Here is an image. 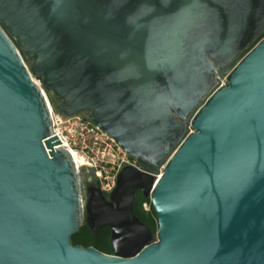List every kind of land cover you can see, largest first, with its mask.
<instances>
[{
  "label": "water",
  "instance_id": "95a60500",
  "mask_svg": "<svg viewBox=\"0 0 264 264\" xmlns=\"http://www.w3.org/2000/svg\"><path fill=\"white\" fill-rule=\"evenodd\" d=\"M46 97L144 170L106 195ZM0 264H264V0H0Z\"/></svg>",
  "mask_w": 264,
  "mask_h": 264
},
{
  "label": "built area",
  "instance_id": "2783aa9c",
  "mask_svg": "<svg viewBox=\"0 0 264 264\" xmlns=\"http://www.w3.org/2000/svg\"><path fill=\"white\" fill-rule=\"evenodd\" d=\"M225 80L226 75L216 76L217 89L225 85ZM46 99L53 124L52 136L57 134L61 141L59 146L71 152L77 167L82 168L85 175L89 174L90 169L94 170L93 174L105 194H109L116 187L118 174L124 166L132 165L140 171L144 170L136 158L130 156L114 137L91 119L81 115L66 116L56 110L47 97ZM187 128L189 133L193 131L191 124ZM76 153L82 159L80 162L75 158ZM164 166L165 164L160 166L156 178L161 175V167ZM150 206L149 200L143 203L145 210H149Z\"/></svg>",
  "mask_w": 264,
  "mask_h": 264
},
{
  "label": "trees",
  "instance_id": "16d2710c",
  "mask_svg": "<svg viewBox=\"0 0 264 264\" xmlns=\"http://www.w3.org/2000/svg\"><path fill=\"white\" fill-rule=\"evenodd\" d=\"M28 64L31 66L32 62L28 61ZM145 201L146 199L143 197L142 193L139 192L134 205V212L142 222L147 224L152 231L156 233L158 230L156 213L152 204L149 210L143 208V203ZM72 242L75 245H83L85 247L93 246L104 253L114 254V248L111 242V228L108 226L100 229L97 233H93L83 224L78 232L72 237Z\"/></svg>",
  "mask_w": 264,
  "mask_h": 264
},
{
  "label": "bare ground",
  "instance_id": "6f19581e",
  "mask_svg": "<svg viewBox=\"0 0 264 264\" xmlns=\"http://www.w3.org/2000/svg\"><path fill=\"white\" fill-rule=\"evenodd\" d=\"M75 158H76V160L78 161V162H80L82 159H81V157L76 153L75 154Z\"/></svg>",
  "mask_w": 264,
  "mask_h": 264
},
{
  "label": "flooded vegetation",
  "instance_id": "af4514ba",
  "mask_svg": "<svg viewBox=\"0 0 264 264\" xmlns=\"http://www.w3.org/2000/svg\"><path fill=\"white\" fill-rule=\"evenodd\" d=\"M86 114V113H85ZM86 176V178H88V176H89V174L88 175H85ZM140 191H137V194L139 193ZM106 195H108V194H106Z\"/></svg>",
  "mask_w": 264,
  "mask_h": 264
}]
</instances>
